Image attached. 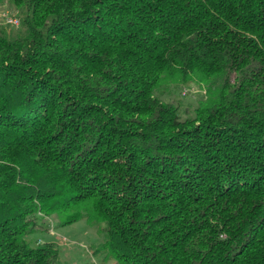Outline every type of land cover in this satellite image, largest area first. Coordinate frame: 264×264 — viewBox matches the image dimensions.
<instances>
[{
  "label": "trees",
  "instance_id": "1",
  "mask_svg": "<svg viewBox=\"0 0 264 264\" xmlns=\"http://www.w3.org/2000/svg\"><path fill=\"white\" fill-rule=\"evenodd\" d=\"M9 1L0 264H65L30 240L52 217L102 229L104 264H264V0Z\"/></svg>",
  "mask_w": 264,
  "mask_h": 264
},
{
  "label": "rangeland",
  "instance_id": "2",
  "mask_svg": "<svg viewBox=\"0 0 264 264\" xmlns=\"http://www.w3.org/2000/svg\"><path fill=\"white\" fill-rule=\"evenodd\" d=\"M10 13L21 19V12L7 0L0 5V29L7 31L11 37H15L22 29L12 27L4 22L2 15ZM205 86L191 84L183 86L164 83L157 91V95L164 101L182 106L185 113L193 114L200 103L206 98ZM48 230L34 233L30 236L33 243H55L60 250V260L65 264H88L90 256H94L98 262L104 264L103 254H95L106 241V235L98 226H91L86 220L78 221L71 225H62L61 220L51 218ZM107 264H115L108 261Z\"/></svg>",
  "mask_w": 264,
  "mask_h": 264
},
{
  "label": "built area",
  "instance_id": "3",
  "mask_svg": "<svg viewBox=\"0 0 264 264\" xmlns=\"http://www.w3.org/2000/svg\"><path fill=\"white\" fill-rule=\"evenodd\" d=\"M1 17L6 24L12 27L19 28L21 26L20 19L10 13H5ZM88 264H101V263L98 262V260L94 256L91 255L90 262Z\"/></svg>",
  "mask_w": 264,
  "mask_h": 264
}]
</instances>
